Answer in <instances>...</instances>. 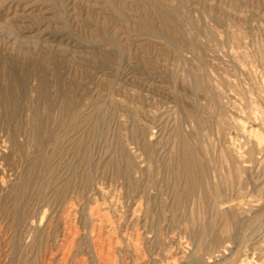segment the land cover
Wrapping results in <instances>:
<instances>
[{
    "label": "rangeland",
    "instance_id": "1",
    "mask_svg": "<svg viewBox=\"0 0 264 264\" xmlns=\"http://www.w3.org/2000/svg\"><path fill=\"white\" fill-rule=\"evenodd\" d=\"M72 217L86 264L92 220L121 222L116 264H245L264 0H0V264H41Z\"/></svg>",
    "mask_w": 264,
    "mask_h": 264
},
{
    "label": "bare ground",
    "instance_id": "2",
    "mask_svg": "<svg viewBox=\"0 0 264 264\" xmlns=\"http://www.w3.org/2000/svg\"><path fill=\"white\" fill-rule=\"evenodd\" d=\"M104 206L105 205H103V207ZM74 211L75 209L72 206L69 213L73 212L72 214H75ZM72 214H68V215L70 216ZM72 218L73 220L63 221V229H62L63 239H62L60 249H58L57 252L51 253L48 259L42 262L41 264H86V261L84 259L75 258L73 260V257H72V253H73L72 249H73L76 239L79 236V232H78L79 220H74V217ZM120 225H121V222L116 223V222H112L109 220H92L91 221L89 233L92 239L93 247L96 251L98 264H116L117 263L116 252L118 249L122 247L121 241L124 238H127L125 237L126 234L120 235L118 233ZM142 233L143 232L141 231V228L139 227L135 233L133 234L129 233L128 239L132 240V238H134L136 240L134 242L135 247L138 246L137 240L140 239V237L142 236ZM258 238H262V241H263V243H261L259 247L256 246V244L258 243V240H257ZM257 239L253 237L251 238L252 242L245 244V248L249 250V253L242 254L241 246L239 244L240 249L237 251V254H239L240 256L239 260L241 262H244L245 264H253L254 262L256 264H264V231L262 234H260L259 237H257ZM255 254L259 255L258 261L255 259ZM241 256H244V257L242 258ZM143 260H144V257L140 259V261H143ZM230 261L231 259L227 260V263Z\"/></svg>",
    "mask_w": 264,
    "mask_h": 264
}]
</instances>
